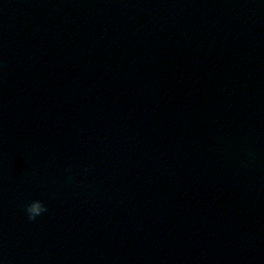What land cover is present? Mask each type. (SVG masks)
Wrapping results in <instances>:
<instances>
[{"label": "clouds", "instance_id": "1", "mask_svg": "<svg viewBox=\"0 0 264 264\" xmlns=\"http://www.w3.org/2000/svg\"><path fill=\"white\" fill-rule=\"evenodd\" d=\"M67 171L70 173L71 169L69 168L67 169ZM84 171L87 172L88 169L85 168ZM23 210L27 216V219L31 222H34L38 217L46 213L48 211V208L43 201L39 199H34L29 203L25 204Z\"/></svg>", "mask_w": 264, "mask_h": 264}]
</instances>
